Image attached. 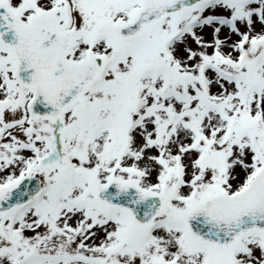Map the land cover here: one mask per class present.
<instances>
[{"label": "snow or ice", "instance_id": "6c2138e0", "mask_svg": "<svg viewBox=\"0 0 264 264\" xmlns=\"http://www.w3.org/2000/svg\"><path fill=\"white\" fill-rule=\"evenodd\" d=\"M0 264H264V0H0Z\"/></svg>", "mask_w": 264, "mask_h": 264}]
</instances>
